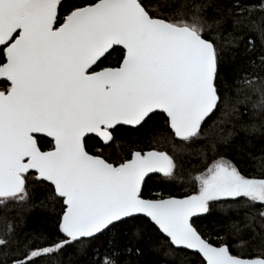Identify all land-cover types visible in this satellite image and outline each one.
Returning <instances> with one entry per match:
<instances>
[{"label":"snow or ice","instance_id":"snow-or-ice-1","mask_svg":"<svg viewBox=\"0 0 264 264\" xmlns=\"http://www.w3.org/2000/svg\"><path fill=\"white\" fill-rule=\"evenodd\" d=\"M251 15L217 0H0V205L27 204L38 183L62 208L54 242L38 232L13 240L6 230L0 264L9 255L8 264H37L65 254L72 264L100 238L107 247L90 264H141L148 251L194 254L197 264H264V211H251L264 209V170L247 176L220 152L233 135L224 126L243 117L236 106L220 108L212 38L225 18L240 31ZM239 83L264 112V80L246 73ZM156 115L164 124L152 144L171 152L105 155L119 126L143 127ZM190 150L191 194L148 198L153 174L176 180ZM217 202L235 204L237 215L214 242L196 220ZM257 237L258 254L248 250Z\"/></svg>","mask_w":264,"mask_h":264},{"label":"trees","instance_id":"trees-1","mask_svg":"<svg viewBox=\"0 0 264 264\" xmlns=\"http://www.w3.org/2000/svg\"><path fill=\"white\" fill-rule=\"evenodd\" d=\"M65 3L73 0H64ZM80 2V0H75ZM222 7L235 6L250 10L252 15L242 30L236 31L232 21L225 18L217 34L212 38L217 40V47L220 51L219 79L221 104L220 108L225 110L236 106L242 114V121L233 125H225L226 132L232 131L231 143L221 146L220 152L226 158L234 162L240 171L247 176L260 175L264 170V112H258L252 105L259 100V96L250 90L247 84L239 83V80L246 73H254L261 80H264V66L261 65V58H264V0H217ZM247 15V11L244 13ZM115 57V54H114ZM259 83V80L257 81ZM255 87V85H253ZM220 111H217V116ZM217 117L214 116L213 120ZM212 121H209L211 123ZM164 120L160 115L152 116L143 127L119 128L116 132V140L107 149L105 155L113 160H118L121 153H129L132 150H149L156 147L162 151H172L171 144H152V137L157 131H163ZM255 125V127H253ZM89 150L97 151L100 147L96 140L88 141ZM196 163L194 153L190 150L186 156L185 167L177 175L176 180L167 181L160 175L152 176L145 186V194L151 198L154 194L183 196L191 194V187L188 182L189 172H193L192 165ZM251 211L257 215L264 211L257 205ZM62 215L61 202L54 201L49 196V190L36 183L30 185V200L27 204H9L7 210L0 205V236L6 230L11 229L15 235L13 240H24L34 232L43 233L47 242H54L60 235L58 221ZM236 205L228 202L213 203L209 213L202 214L196 220V226L203 232L211 234L213 241L217 234L224 236L223 228L236 217ZM260 221L257 219L256 228L259 231ZM253 236L249 232L245 239ZM238 242L230 241V245L236 248ZM10 247H15L12 245ZM107 242L100 238L92 242L86 252L71 257L72 264H90V261L105 251ZM259 238H256L253 248L256 254L259 253ZM72 252L73 249H68ZM0 256V260H4ZM11 259L9 255L8 260ZM58 259H63L68 264L69 256L49 257L37 261V264H54ZM198 258L189 254L187 259L177 256L175 259L165 256L162 252L148 251L142 257L141 264H197Z\"/></svg>","mask_w":264,"mask_h":264},{"label":"water","instance_id":"water-1","mask_svg":"<svg viewBox=\"0 0 264 264\" xmlns=\"http://www.w3.org/2000/svg\"><path fill=\"white\" fill-rule=\"evenodd\" d=\"M136 127H138V126H127V125H121V126H119V128H130V129H134V128H136ZM102 143V142H101ZM154 175H160V174H153V176ZM202 214H200V216H201Z\"/></svg>","mask_w":264,"mask_h":264}]
</instances>
